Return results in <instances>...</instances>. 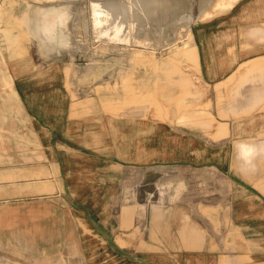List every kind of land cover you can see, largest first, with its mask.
I'll list each match as a JSON object with an SVG mask.
<instances>
[{"label":"rangeland","instance_id":"374dc122","mask_svg":"<svg viewBox=\"0 0 264 264\" xmlns=\"http://www.w3.org/2000/svg\"><path fill=\"white\" fill-rule=\"evenodd\" d=\"M117 1L0 0V264H228L237 225L264 252L262 0H162L95 40ZM176 219L212 250H174Z\"/></svg>","mask_w":264,"mask_h":264},{"label":"crops","instance_id":"0c3cea01","mask_svg":"<svg viewBox=\"0 0 264 264\" xmlns=\"http://www.w3.org/2000/svg\"><path fill=\"white\" fill-rule=\"evenodd\" d=\"M242 18L245 21L244 25H249V26L255 22H260V23L264 22L263 21L264 20V0H262V2H259L258 5L251 4L247 8H244ZM207 30L208 28H202L199 33H201L202 31V33L205 34ZM259 33H257L258 37L260 36ZM229 34H230V39L235 38L234 34L233 33L231 34V32H229L228 34L226 33L225 37H229ZM213 41H216V40H213ZM258 41H259V38H258ZM199 44L201 47L206 46V49H208L207 46L211 45L212 41L211 40L204 41L200 39ZM224 45L226 44L222 41L220 47L215 46L212 50H216V52L217 51L221 52L222 54H221L220 60L221 61L226 60L227 61L226 64L229 65L230 64L229 60L231 59V57L229 56L230 53L228 50H230V48L228 47L229 44L226 45L225 47ZM213 65H216L218 67L224 66L222 62L221 63L215 62ZM180 216H184V215L181 214ZM236 227H237V230H241V236L243 237L242 241L244 242L245 245H247L250 248V251L248 252L247 247L244 246L246 251L242 255L234 256V253H230L232 255H229L226 257L221 256V258L227 259L229 261L228 264H241L240 262L242 260L244 261L245 259H249L251 260V262L244 261L245 262L244 264H264V252H261L260 241H257L256 239H254L256 235H254L252 240L248 241L247 239H245L246 237L244 236V231L246 230V227L245 226L241 227V225H237ZM212 233H213L212 230L209 231L207 229H204L202 226L198 225L196 222H194L193 220H189V219L187 220L186 219L185 220L176 219V222L175 220H172V221H169L167 224H164V226L160 227V235L167 237V239H165L166 242H172L173 244L172 248L174 250L183 249V247L175 246L174 243L186 242L190 244L189 247L195 250L194 252L199 253V254H202L203 252L208 254L212 250L211 244L213 240L209 236V234L212 235ZM256 237H259V236H256ZM209 247H210V250H209ZM221 262H225V261H221Z\"/></svg>","mask_w":264,"mask_h":264},{"label":"bare ground","instance_id":"6f19581e","mask_svg":"<svg viewBox=\"0 0 264 264\" xmlns=\"http://www.w3.org/2000/svg\"><path fill=\"white\" fill-rule=\"evenodd\" d=\"M132 6L137 7L138 10L133 11L131 8ZM118 9H122L121 10L122 14L118 15L116 13V10ZM167 9L169 8L166 7L165 1L163 2L162 0H138L137 3L134 4L133 3L128 4L127 2H122L118 0L117 2L108 3L106 6L93 5L91 9V15L93 17L92 22L95 30L94 39L98 40L99 38H101L102 40L103 38H106L107 40H110L111 39L110 33H112L113 30L117 28H119L118 30H120L122 25H125L128 22H132V21L133 23L136 24H142L145 21L149 22L152 20L159 19L160 16L163 15V13ZM65 16L66 18H68L66 14ZM63 18L65 17L63 16ZM61 26L63 27L65 25L61 24ZM118 30L116 31L118 32Z\"/></svg>","mask_w":264,"mask_h":264}]
</instances>
